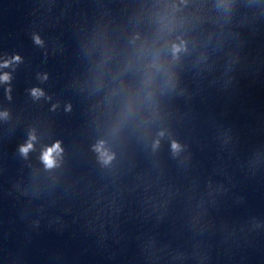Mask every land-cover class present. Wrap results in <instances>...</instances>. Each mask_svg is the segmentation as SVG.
<instances>
[{
    "label": "clouds",
    "instance_id": "9594fccd",
    "mask_svg": "<svg viewBox=\"0 0 264 264\" xmlns=\"http://www.w3.org/2000/svg\"><path fill=\"white\" fill-rule=\"evenodd\" d=\"M51 152H52V149H50V150H49V153H48V155L45 157V158L48 160V163H49V164H51V163H52V161H51V159H50Z\"/></svg>",
    "mask_w": 264,
    "mask_h": 264
}]
</instances>
